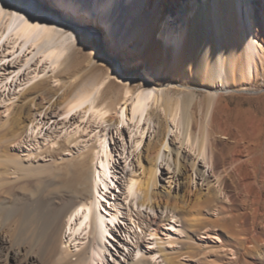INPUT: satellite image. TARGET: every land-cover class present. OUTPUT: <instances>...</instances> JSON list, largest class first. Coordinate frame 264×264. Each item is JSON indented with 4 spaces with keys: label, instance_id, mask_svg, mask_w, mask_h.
Segmentation results:
<instances>
[{
    "label": "rangeland",
    "instance_id": "1",
    "mask_svg": "<svg viewBox=\"0 0 264 264\" xmlns=\"http://www.w3.org/2000/svg\"><path fill=\"white\" fill-rule=\"evenodd\" d=\"M157 1L161 4L166 2ZM203 1L208 3L212 0ZM151 2L153 0H145L143 12H153ZM250 5L247 19L257 31L259 16L264 18V0H251ZM199 7V0H180L173 14L161 18L160 25L162 27L169 24L171 32L173 30L174 33L177 30L181 32L183 24L180 21L185 20L187 8L192 10L194 17ZM52 16L60 20L64 25L63 32L69 35L65 43L66 53L62 65L56 70L39 72L35 79L28 81L27 75H33L37 62L16 74L15 70L20 62L14 59V56L2 57L6 52L4 46H0V135L5 137L13 131L17 132L15 135L20 142L18 141L19 145L11 146L12 154L22 157L30 154L37 164L53 160L62 163L63 169L57 184L63 187L66 196L77 195L85 199L88 198L89 177L93 171L97 151L96 136L103 133L106 135L111 172L116 187L109 191L106 200L109 201L113 193L114 197H111L110 201L121 203L122 183L131 175L137 181L135 211H139L143 222L136 217L141 227L139 232L142 234L139 241L132 238L133 231L126 232L128 227L126 224L116 228L108 241L110 243L107 242L106 245L108 250L105 251V264H129L132 255L137 251H140L138 259L147 257L146 259L158 264H166L164 260L166 251L169 252L171 248L180 249L181 241L188 230L187 226L193 223L195 218H232L235 224H238L246 218L250 219L257 210L259 218L264 219V193L257 198L255 205L250 204L251 198L248 202L244 201L245 197L240 192L246 188L241 187L242 180L236 176L247 174L248 161L258 163L257 168L264 164V40L261 37H258L257 41L260 45L258 47L263 51L253 55V73L249 81L242 83L235 71H232L229 84L222 87L221 83L212 81L214 79L212 67L207 70V75L211 79L206 83L195 80L191 75L187 78L175 76L172 52L168 50L162 51V54H153L149 45L143 42L140 36L123 44L116 38L105 37L106 32L96 29L95 24H91L85 15H82L79 18L81 21L78 22H74L75 19L63 21L55 13H52ZM141 17L143 14L139 16ZM92 28L96 29V34L89 32ZM186 34L185 43L189 41V29L186 30ZM155 41H158L157 36ZM163 55L168 57L165 63ZM42 68L43 66L39 69ZM178 84L191 86L192 89L189 91ZM91 85L98 89L94 109L99 110V114L104 112L99 119L94 122L89 114L83 117L82 112L85 108L65 115V104L72 94L82 86ZM149 86L161 96L158 104L151 106L145 115L146 120L150 121L146 126L144 118L145 121L141 124L143 140L140 147L134 149L129 141L127 126H120L119 133L116 132L117 113L127 89L134 93ZM188 93L195 97L189 110V146L182 143L184 127L181 125V110H178L175 122L167 118V125L165 123L166 101L174 104ZM208 95L216 96L206 135L210 166L197 157V152L192 146L194 140L199 141L203 137ZM20 107L23 108L21 112ZM157 151H162L165 158L158 162L159 164L155 160ZM231 158H237L238 161L232 163ZM155 167L156 187L150 184L148 201L143 204L141 202L146 198L149 172ZM164 189H168L169 194L164 196L162 193ZM219 189L222 192L218 198L215 192ZM181 195L183 197H180ZM232 196H235V201L232 200ZM206 198L209 200L208 203L203 202ZM2 199L3 197L0 198L2 208L0 211L2 213L3 210V213L0 215L3 218L0 217V222L4 220L6 213ZM171 216L172 221L168 218ZM1 227L2 225L0 231L4 232L5 229ZM210 229L209 227L207 231L199 230V234L195 233L198 244L204 245L213 238L221 242V230L214 228L212 230L214 233H209ZM257 231L264 234V227L261 226ZM125 237L129 242L127 252L125 249L123 252L122 248ZM88 238L87 235L81 246L88 243ZM67 239L64 238L65 241ZM77 243L75 240L70 241L75 250L81 248L75 247ZM213 244L211 241L206 245ZM231 258L234 260L236 257L233 255Z\"/></svg>",
    "mask_w": 264,
    "mask_h": 264
},
{
    "label": "bare ground",
    "instance_id": "2",
    "mask_svg": "<svg viewBox=\"0 0 264 264\" xmlns=\"http://www.w3.org/2000/svg\"><path fill=\"white\" fill-rule=\"evenodd\" d=\"M39 1L46 0H0V8H4V12L0 13V46L3 45L6 52L2 57L14 56V59L20 62L17 64L16 74L37 62L33 75H27L28 81L35 79L39 72L54 71L62 65L66 53L65 43L69 38V35L63 32L64 25L58 18H54L50 12L41 7H32L34 4H39ZM48 1L62 10L66 16L75 19L74 22L81 21L79 18L85 15L91 24H95L96 29L106 32L105 37L116 38L118 42L124 44L140 36L143 42L149 45L153 54H162V51L170 50L174 61V75H180L182 78L191 75L195 80L206 83L211 79L207 75V70L212 67L214 74L212 81L221 83L222 87L229 84L232 71H235L241 82L245 83L249 81L253 73V55L263 51L258 47L260 45L257 40L258 37L264 40V18L259 16L258 30L255 31L247 19L251 0H212L208 3L199 0L200 7L195 16L192 17V10L187 8L185 20L180 21L183 24L182 31L177 30L176 33L174 30L172 32L169 30V24L161 27L160 21L161 18L173 14L180 0H166L164 4L153 0L151 13L143 12L145 0ZM255 4L258 5L257 2ZM141 14L143 17L139 18ZM18 16H24L27 23L18 19ZM61 18L66 21L63 17ZM124 19L125 22H123ZM36 24L41 25V28L29 27ZM96 29H89V32L96 34ZM188 29L190 30L189 41L185 43ZM167 59L168 57L163 55V63L167 62ZM41 66L43 68L40 70ZM178 86L189 91L192 89L185 84H178ZM205 89L209 91L208 88ZM97 91L98 89L92 85L77 89L66 102L64 114L68 115L85 108L82 112L83 117L89 114L92 121L99 119L104 112L99 114L100 111L94 109ZM123 96L124 101L117 113L116 132L119 133L120 126H127L130 144L132 148L137 149L143 140L141 124L146 120L145 115L150 107L158 104L161 95L149 86L134 93L127 89ZM207 98L203 137L199 141L194 140L192 146L197 152V157L210 166L206 135L216 96L208 95ZM194 100L195 97L188 93L174 104L167 101L165 103L166 125L167 118L175 122L178 110L182 112L181 125L184 127L182 143L184 145L189 143V110ZM149 121L148 119L145 121L146 126ZM13 132L5 137L0 135L2 136L0 139V198L3 197L2 201L6 208L4 220L0 222L5 229L4 232L0 231V264H105L107 242L110 241L116 228L125 224L128 226L126 232L133 231L132 238L139 241L142 234L139 232L141 227L136 217L142 222L143 219H140L139 211H135L138 195L137 181L129 175V179L122 183L121 203L110 201L111 197H114L113 193L110 200H106L109 191L116 187L111 172L108 142L104 133L96 136L97 151L94 156L93 171L89 177L88 198L85 199L77 195L66 196L63 187L57 184L63 169L62 163L53 160L37 164L29 153L25 157L12 154L11 146L19 145L18 137L15 135L17 132ZM163 147L165 148V144ZM246 156L248 157L247 154ZM163 159L165 158L162 156V151H157L156 163ZM237 161V158L232 159V163ZM167 163L168 158H166V165ZM246 165V175L240 177L236 174L237 179L242 180L241 187L246 188L239 192L245 197L244 201L248 202L251 198L250 204L255 205L257 198L264 193V164L257 168L258 163L248 161ZM149 173L146 198L144 202H141L143 204L148 201L150 184L154 186L156 184V167ZM168 191L164 189L163 195L165 196ZM221 192L220 189L215 192L218 198ZM166 197L168 198L167 195ZM231 198L233 201L236 199L235 196ZM203 202L208 203L209 200L206 198ZM259 216L256 210L250 219L246 218L238 224H235L232 218H195L193 223H187L188 230L185 238L181 239L180 249L171 248L169 252L166 251L164 260L166 264H264V239H262L264 234L261 233L262 231H257L261 226L264 227V219H260ZM0 217L3 218L2 215ZM172 217H168L170 221L173 220ZM209 227L211 228L209 233H214L212 231L214 228L221 230V242L213 238L212 246L206 245L211 241H207L204 245L198 244L195 233L199 230L207 231ZM87 235L88 243L81 246ZM66 237L68 239L65 241ZM166 237L169 238V236ZM73 240L78 242L75 247L81 246L80 249H73L70 245V241ZM127 245L129 246V242L125 237L124 245H122L123 252L127 249ZM139 252L132 255L129 264H158L146 259L147 257L138 259ZM233 255L236 257L234 260L231 258Z\"/></svg>",
    "mask_w": 264,
    "mask_h": 264
},
{
    "label": "water",
    "instance_id": "3",
    "mask_svg": "<svg viewBox=\"0 0 264 264\" xmlns=\"http://www.w3.org/2000/svg\"><path fill=\"white\" fill-rule=\"evenodd\" d=\"M39 4H40V7H41L43 10H45V11H47V12H50L51 15H52V13H55V14H57V15L63 17L66 21H69V20L71 21V18H70L69 16H66V15L64 14V12H62V10L56 8V7L54 6V4H52V3L49 2L48 0H46V1H39ZM69 23H73V22H69Z\"/></svg>",
    "mask_w": 264,
    "mask_h": 264
},
{
    "label": "snow or ice",
    "instance_id": "4",
    "mask_svg": "<svg viewBox=\"0 0 264 264\" xmlns=\"http://www.w3.org/2000/svg\"><path fill=\"white\" fill-rule=\"evenodd\" d=\"M32 7L39 8L40 5L37 3V4H34ZM3 12H4V8H0V13H3ZM14 15H16V14H14ZM17 18L20 19L21 21H24L25 23H27V20L25 19L24 16H18ZM29 27H35L36 29H40L41 25H39V24L29 25Z\"/></svg>",
    "mask_w": 264,
    "mask_h": 264
}]
</instances>
